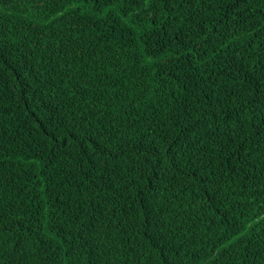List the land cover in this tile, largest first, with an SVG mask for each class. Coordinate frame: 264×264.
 <instances>
[{"label": "trees", "instance_id": "trees-1", "mask_svg": "<svg viewBox=\"0 0 264 264\" xmlns=\"http://www.w3.org/2000/svg\"><path fill=\"white\" fill-rule=\"evenodd\" d=\"M0 264H264V0H0Z\"/></svg>", "mask_w": 264, "mask_h": 264}]
</instances>
